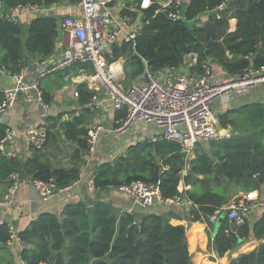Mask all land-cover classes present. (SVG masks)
<instances>
[{"label": "trees", "instance_id": "obj_1", "mask_svg": "<svg viewBox=\"0 0 264 264\" xmlns=\"http://www.w3.org/2000/svg\"><path fill=\"white\" fill-rule=\"evenodd\" d=\"M22 1L47 8L62 3L74 5L78 0H0V3L4 9H10L21 5ZM152 1L154 3L148 8L141 9L140 0H137L135 10L126 5L121 12L123 17L129 18L140 13L144 23L134 43L126 42L113 49V57L120 54L125 57L126 83L142 76L145 65L152 72L177 68L191 53L197 54V66L191 69L196 74L202 72L200 65L205 61L216 63L227 75L264 66V0H190L185 10L187 21L198 23L202 15H208L201 28L195 26L192 30L182 21L171 19V14L176 12L173 7L163 9L156 3L162 0ZM260 2L262 8L258 7ZM221 5L231 9L225 8L223 12H228L227 15L223 16L222 12L217 14L218 17L214 13L221 12L218 10ZM59 33L55 18L37 16L29 21L23 40L21 24L13 25L0 18V68L11 74L21 73L26 67L25 52L34 58L49 57L55 51ZM90 72H93L92 68ZM40 82L41 98L49 104V93L42 90ZM92 96L86 86L78 87L81 107ZM3 97L0 91V102ZM125 115V110L118 112L116 121L124 119ZM59 118L60 115L56 120L47 118V125H50L47 126L45 145L51 130L58 128L67 141L77 144L73 159L79 161L82 158L80 153L87 151L86 131L81 128L83 117L79 115L56 125ZM218 123L221 129L231 128L237 135L209 143L208 150L197 145L191 161L182 156L177 143L138 144L129 149L128 157L119 158L113 165L103 164L96 170L95 190L102 191L132 181L153 183L155 167L158 166V188L162 199L166 201L179 196L180 181L186 186L191 185L186 198L197 207L191 212V221L203 222V218L229 202V195L221 187L242 185L248 193L258 190L264 183V101L229 110L218 116ZM4 133L5 127L0 124V141ZM252 153L255 154V177L245 175L251 171ZM215 162L222 164L221 170ZM185 169L187 174L182 176ZM12 175L45 182L53 180L59 188H67L78 180L79 169L75 165L66 170L52 169L38 156L22 163L18 158L0 153V184L7 182L8 186ZM197 175H202L203 179L199 180ZM167 218L129 213L118 217L107 206L99 204L92 211L90 225L83 205H68L62 220L43 215L19 233L20 241H34L35 246L33 251L24 249L20 259L24 264H46L51 257L52 264H91L94 259L105 258L109 262L100 264H197L199 252L191 248L188 229L178 222L170 223V215ZM230 225L225 217L215 232L214 226L208 224L211 231L206 234L208 237L213 234L211 248L216 256L220 260L228 258L241 245L240 241H244L247 244L229 264H264V239L253 241L264 237V215L253 224L246 217L244 225L234 230ZM10 238L9 229L0 225V244H6Z\"/></svg>", "mask_w": 264, "mask_h": 264}, {"label": "crops", "instance_id": "obj_2", "mask_svg": "<svg viewBox=\"0 0 264 264\" xmlns=\"http://www.w3.org/2000/svg\"><path fill=\"white\" fill-rule=\"evenodd\" d=\"M179 1L180 4H189L190 0ZM136 2L137 0L114 1L110 5V12L114 20L117 21L123 17L121 12L124 7L126 9V5L129 6L130 10H135L138 5ZM152 3H154L152 0H140L139 8L146 9ZM156 3L162 5L163 0L156 1ZM226 8L229 7L226 6ZM222 12L223 10L214 14L220 15ZM227 13L228 12H223V16H226ZM80 14L81 11L78 9L77 5L62 3L43 8L38 15L24 16L20 23L23 29V40L26 38L27 27L32 17L46 16L55 18L58 23V31L62 33L61 26L63 19L68 16H77ZM219 15L217 16L219 17ZM207 16L208 15H202L195 26L201 28L207 21ZM130 20L128 31L140 33L144 25L141 14H137L135 18L130 17ZM232 20L231 18L230 21ZM124 43H126L124 35H120L113 49L115 47L120 48ZM66 47L67 44L64 38L63 41L60 42L58 40L56 42L55 51L47 58H34L29 53L25 52V77L28 81L36 82L40 80L42 90L49 93V105L51 109L46 113V124L47 118L56 120L59 115L60 118L56 125L71 120L68 113L81 107L78 104V98L74 97V93H78L79 86H86L88 93L94 94L97 99L99 108H82L80 110V116H82L84 120L81 128L85 129L86 137L94 127L100 126L101 129L97 137L93 154L88 156L87 151H83L80 153L82 157L81 160L76 161L73 158L74 153L78 150L77 144L67 141L58 128L51 130V136L42 149L37 150L30 147L28 140L29 132L42 124L44 120L42 119L43 110L36 102L27 103L24 101L23 95L19 94L13 107L7 108L2 112L0 115V124L5 127V130H8L12 134V139L5 147L6 153H11L12 158H18L22 163L32 159L34 156H38L43 164L57 170H66L75 165L79 169V178L67 191L55 195L48 201H43L40 199L37 191L31 186V178L19 176L20 180L15 194L14 205L10 207L0 206V219L12 229L10 241L6 244H0V264H24L20 259L21 252L24 249L33 251L35 246L34 241L28 243L20 241L18 238L19 233L23 232L31 222L38 220L43 215L55 216L59 220H62L66 207L76 204H81L86 209L90 225L92 224V211L99 204L107 206L113 211L114 215L118 217L123 213L135 214L136 216L153 214L165 218L170 215V223L178 222V224L184 225L188 229V239L191 248L199 252L197 264H229L231 261L235 260L238 257L237 252L246 245L247 242L240 241L241 245L238 249L232 252L226 259L220 260L216 256L214 250L211 248L213 234H210L209 237L206 234V231L211 230L203 222H192L190 219L191 212L194 210L191 205L194 204L186 198V192L192 189L191 185L186 186L182 181L179 182V196L184 201L178 204V206L155 202L153 206L149 208L136 207L131 196L117 191L107 189L92 193L87 191V180L95 174L96 170L101 165H113L119 158L128 157L129 149L138 144L160 142L155 140L160 131L152 124L135 123L137 127L134 126V124V127H131V131L125 133L123 137L116 139L113 130L119 124V121H116V117L117 113L120 111H116L113 108L103 88L98 87V90H95L88 83V77L92 75V72H90V68L93 69L92 65L78 62L72 65V67L60 71H49V69L61 60L62 53ZM189 55L190 54L186 55L183 60L189 59ZM107 59L109 64L113 66L114 71L122 77V81H120L122 87L126 88L134 82L144 80L143 74L131 81L130 84L124 81L125 75L123 68L125 57L122 54L112 58L107 57ZM210 73L212 77L217 80L227 77V74L212 61L210 63ZM84 82L86 83L84 84ZM14 86L15 82L12 76L4 74L0 68V91L11 89ZM258 88V90L251 93L248 92L246 95L235 100H231L229 97L224 96L215 105L216 114L221 116L226 114L229 110L237 109L247 104L263 102L264 85L262 88L261 86ZM49 125L50 123H48L47 126ZM226 131L231 134V138L237 135L231 128H227ZM208 145L209 144L201 145V147L208 150ZM63 150H65V154ZM195 150L196 149L191 153H187L184 158H186L187 161H191L195 156ZM184 173L183 171L182 176L187 174ZM220 175H222L221 172ZM196 177L199 180L203 179L202 175H197ZM244 187L245 186L242 185L239 187L236 185L228 186L227 184V186L225 185L221 187V189L223 191L225 190L229 195L230 200L228 203H231V201L236 198L238 199L247 194L255 193L257 199L254 202V207L246 214L250 224H253L264 215V183L259 186L258 190L248 193L243 190ZM6 189L7 182L0 184V202L6 195ZM253 241L256 242V240Z\"/></svg>", "mask_w": 264, "mask_h": 264}, {"label": "built area", "instance_id": "obj_3", "mask_svg": "<svg viewBox=\"0 0 264 264\" xmlns=\"http://www.w3.org/2000/svg\"><path fill=\"white\" fill-rule=\"evenodd\" d=\"M121 0H78L77 5L81 14L65 17L62 21V34L67 47L62 53L61 60L49 71H60L71 67L75 63H89L93 67L88 83L95 89H104L109 102L116 111L125 110V118L119 121L113 133L119 139L129 131L135 123L154 125L160 133L155 140L177 143L181 152L191 153L197 145H207L231 139L228 131L222 132L215 112V105L224 96L235 100L246 95L252 88L264 85V66L247 68L237 75L217 80L210 73L211 61L200 65V74L192 73L190 69L197 66V54L191 53L189 59L183 60L177 68H165L152 72L145 65L144 80L134 82L126 88L122 87V77L114 71L108 58L113 57V47L120 35H124L125 42L134 43L139 32L128 31L129 17L114 20L110 12V5ZM179 0H163L160 5L163 9L173 7L176 12L171 14L173 21H182L179 15ZM148 8V7H147ZM221 5L218 10H224ZM43 7L36 5H18L14 8L4 9L0 3V18L8 23L17 25L24 16L38 15ZM4 74L12 76L15 86L1 91L3 100L0 102V115L11 108L19 94L27 103L36 102L43 110V122L28 134L29 145L33 149H42L46 143L48 129L45 123L46 113L50 111L49 104L43 102L38 81H28L24 71L11 74L1 69ZM78 98V93H74ZM82 108L98 109V101L94 94L91 100L82 107L74 110L69 115L70 119L79 117ZM101 127H94L86 137L87 154L92 155ZM12 139V134L5 130L0 141V153L11 157L5 152V147ZM187 173V169L184 170ZM95 174L86 182V189L95 192ZM19 175H12L7 186L6 195L0 202L1 207H10L15 203V194L19 185ZM31 186L37 191L40 199L48 201L55 195L70 189L59 188L53 180L39 181L31 179ZM107 190L117 191L132 197L136 207L149 208L155 202L178 206L184 201L180 196L163 200L158 188V182L132 181L117 187H108ZM255 193H250L241 198H236L226 206L213 211L203 218L205 225H215L220 218H226L234 227H241L245 223L246 214L254 207ZM190 204V203H189ZM191 205V204H190ZM197 209L195 205H191ZM192 215L190 216V219ZM0 225H5L10 233L12 229L0 219Z\"/></svg>", "mask_w": 264, "mask_h": 264}, {"label": "water", "instance_id": "obj_4", "mask_svg": "<svg viewBox=\"0 0 264 264\" xmlns=\"http://www.w3.org/2000/svg\"><path fill=\"white\" fill-rule=\"evenodd\" d=\"M22 5H26V3H25L24 1H22ZM187 6H188L187 3H183V4H181L180 9H179V15H180V17L182 18V22L186 25V27H187L188 29L192 30V29L195 27L196 21H187V20L185 19V10H186ZM258 7L262 8V3H261V2L258 4ZM63 39H64V35H63L62 33H60V34L58 35V40L61 42V41H63ZM85 83H86V82H84V84H85ZM224 131H225V129H222V132H224ZM63 152H64V154H65V150H63ZM186 155H187L186 152H183V153H182V156H183V157H186ZM65 156H66V155H65ZM254 156H255V154L252 153V156H251V159H250V163H251V171L248 172V173H246V174H245L246 176H253V177L257 176V171H256V168H255ZM215 165H216L219 169L222 168V164H220V163H215ZM158 172H159V167L156 166V167H155V171H154V181H155V182H158ZM221 174H222V173H221ZM259 181L261 182L262 179H259ZM222 219H223V218H220V219L218 220V222L215 224V226H214V232H215V230L218 228V226L220 225ZM230 227H231V229H233V230L235 229V227H234L233 225H230ZM263 239H264V237H262V238L256 240V242H260V241H262ZM108 262H109V259H108V258H107V259H94V260L91 261V264H100V263H108ZM52 263H53V257H51V258L49 259V261H48L46 264H52Z\"/></svg>", "mask_w": 264, "mask_h": 264}, {"label": "rangeland", "instance_id": "obj_5", "mask_svg": "<svg viewBox=\"0 0 264 264\" xmlns=\"http://www.w3.org/2000/svg\"><path fill=\"white\" fill-rule=\"evenodd\" d=\"M259 86H261V88H262L263 85H259ZM259 86H256V87L252 88V89L249 91V93H251V92H253V91H255V90H258V89H259V88H258ZM216 115H217V114H216ZM217 116H218V115H217ZM134 126H136V124H135ZM134 126H133V127H134ZM136 127H137V126H136ZM157 130H158V129H157ZM129 131H131V128L129 129Z\"/></svg>", "mask_w": 264, "mask_h": 264}]
</instances>
